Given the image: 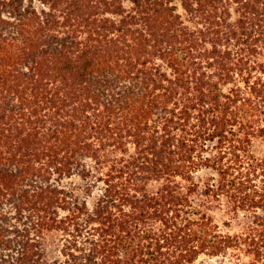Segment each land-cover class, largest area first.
Segmentation results:
<instances>
[{
  "label": "trees",
  "instance_id": "obj_1",
  "mask_svg": "<svg viewBox=\"0 0 264 264\" xmlns=\"http://www.w3.org/2000/svg\"><path fill=\"white\" fill-rule=\"evenodd\" d=\"M131 1L0 0V264H264V0Z\"/></svg>",
  "mask_w": 264,
  "mask_h": 264
},
{
  "label": "rangeland",
  "instance_id": "obj_2",
  "mask_svg": "<svg viewBox=\"0 0 264 264\" xmlns=\"http://www.w3.org/2000/svg\"><path fill=\"white\" fill-rule=\"evenodd\" d=\"M120 1L123 4V7L127 11V13H131L132 7L134 6L133 2L131 0ZM168 1L175 8V13H178L181 16V19L185 23V25L189 26L191 29L197 28V20L185 10L182 0ZM27 4L28 0H25V6ZM33 6H35L36 9L40 10L43 7V4L40 3L39 0H34ZM44 8H46V10L49 9L48 5H44ZM107 15L108 17L119 21L120 18L125 15V13L123 14V16L114 13H108ZM130 148L131 150L129 153H132L134 150L132 147ZM250 154L254 157L264 158V138H254L253 143L250 147ZM121 155V152H113L110 155V158L114 156L119 158ZM109 163L111 164V162ZM209 174L210 172L205 169L199 171L197 177H200L199 179L202 180H207ZM85 182V180H83L77 175H74L64 180V184H66L69 188L75 191V193L79 195L80 199L85 200L88 206L92 208L97 201L99 195V188L92 189V192L88 194L87 185L85 184ZM159 185V181H151L149 183V188L151 190H154L157 189ZM203 199L204 197L198 195L194 197V201H196V203H201L202 201H204ZM210 212L218 225L219 232L225 235H236L244 232L245 230H247L248 226H250L253 219L251 212L235 213L226 205H222L220 203H215L213 210ZM46 239H48L46 240L47 256H49V259L55 258L56 256H58L60 249L59 235L48 234ZM230 252L231 251H229L227 254H221L219 256H210L207 254H203L192 264H232L236 261V259L233 256V253L231 254ZM239 255L241 256V260H244L245 262H250L251 260H253V256L246 254L243 250L239 252Z\"/></svg>",
  "mask_w": 264,
  "mask_h": 264
}]
</instances>
